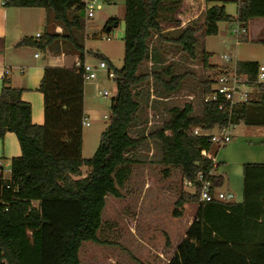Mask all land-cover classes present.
<instances>
[{
  "label": "trees",
  "instance_id": "obj_1",
  "mask_svg": "<svg viewBox=\"0 0 264 264\" xmlns=\"http://www.w3.org/2000/svg\"><path fill=\"white\" fill-rule=\"evenodd\" d=\"M91 1H122L125 8L123 64L114 71L116 96L108 125L91 159L81 157L84 82L73 68H45L39 86L44 103L43 125L32 124L31 107L21 100V90L3 80L0 139L13 133L21 156L10 162L11 178L0 177V264H80L82 244L98 242L106 197H120L118 189L135 163L129 153L146 141L159 144L163 166L179 169L182 180L196 186L194 195L176 203H196L197 209L168 264H264V164L243 166L241 204L199 201V176L210 183V193L222 186L223 179L212 175L216 165L208 156L213 146L211 137L195 131L208 132L240 123L254 125L246 113L253 103L231 107L229 99L221 97L205 103L204 97L211 94L213 85V81L206 80L202 83L200 116L194 115L192 104L186 103L182 108L170 109L169 118L146 137L131 136L140 109V85L151 81L157 97L168 96L181 88L185 78L174 74L171 66H162L157 51L150 47L151 39L156 37L179 47L188 60L196 61L199 35H216L219 23L245 28L250 20L264 21V0H242L236 18L226 13L224 5L228 2L205 0L201 23L187 26L176 38H164L161 32L181 26L177 15L185 0H6L3 7L44 9L61 28V34L45 31L38 39H22L17 47L45 51L61 42L64 53L77 54L84 61L82 15L85 2ZM118 25L116 19H111L103 30ZM209 59L210 54L202 51L200 61L205 71L215 69ZM144 62L151 68L139 74ZM258 67L255 62H238L235 69L237 74L254 80ZM258 89L259 104L264 106V84ZM157 97L150 96L148 125L153 117L157 118L153 114ZM82 167H87L88 174L77 179Z\"/></svg>",
  "mask_w": 264,
  "mask_h": 264
},
{
  "label": "rangeland",
  "instance_id": "obj_2",
  "mask_svg": "<svg viewBox=\"0 0 264 264\" xmlns=\"http://www.w3.org/2000/svg\"><path fill=\"white\" fill-rule=\"evenodd\" d=\"M213 1H228L231 5L236 6L242 0ZM90 4L92 5V17L88 18L85 11L82 15L84 21L82 44L85 63L95 68L100 61H104L107 70L112 72L120 70L124 54L121 31V22H123L125 14L124 3L116 1L106 4L100 1H91ZM200 5V0H185L177 15L182 21L178 28L201 23L204 11L201 10ZM111 19H116L119 25L106 32L103 29ZM52 23L54 24V22ZM228 28L227 23H219L216 35L198 36L200 42L196 47L198 55L196 61L188 60L179 47L162 42L155 37L151 39L150 47L157 51L162 66H171L174 74L185 75V78L181 88L168 96L161 94L160 97H157L156 86L151 81L148 85L145 83L140 85L137 89V92L140 93V109L136 123L131 127L132 137H146L169 118L170 109L182 108L186 103L192 104L193 114L200 116L202 83L209 80L213 81L214 85V81L220 76L219 70L216 68L207 71L203 69L200 54L202 51L210 54V62L214 67L232 66L234 61L230 64L227 59L223 58V56L226 58L235 56L233 44L235 40ZM169 29L172 28H164L163 31ZM183 29L167 32L164 36L175 37ZM257 29L256 26L253 34L258 40H264L262 31ZM106 37L109 38V41L105 39ZM59 43L63 48L64 45L61 42L53 43L54 47ZM252 46L262 47L263 45L260 41H254ZM66 57L78 58V55L66 54ZM150 68L151 66L144 62L138 73H148ZM97 75L96 81L84 83V120L89 123V126H82L81 157L83 160L91 159L96 152L101 134L108 125L112 100L116 96L115 81L107 79L106 73L103 71L98 72ZM213 85L211 90L214 88ZM103 92H107L109 95L104 97L102 96ZM153 94L158 98L153 102V114L157 118L153 117L151 125H148L151 114L148 107L152 101L150 96ZM256 98L253 96L250 102ZM253 120L256 118L253 117ZM146 123L147 126H145ZM197 134H209L210 136L216 132L198 131ZM214 149L215 145L212 147V152ZM128 156L135 163L130 166L127 179L118 189L120 197H106L105 207L101 214V226L97 233L98 242L82 244L78 253L80 264H168L193 221L197 204L189 202L177 206L176 203L180 198L194 195L195 189L193 185L185 184L179 169L165 167L161 164L162 156L159 144L155 141H146ZM84 171L86 176L88 174L87 167ZM3 177L6 180L11 178L10 167L5 169ZM220 191L225 193L230 190ZM215 193L217 194L218 191L215 190ZM36 205L37 203L34 202L33 206Z\"/></svg>",
  "mask_w": 264,
  "mask_h": 264
},
{
  "label": "crops",
  "instance_id": "obj_3",
  "mask_svg": "<svg viewBox=\"0 0 264 264\" xmlns=\"http://www.w3.org/2000/svg\"><path fill=\"white\" fill-rule=\"evenodd\" d=\"M240 3L241 1L236 4V6L231 5L229 2L225 4L226 13L236 18L238 5ZM200 4L201 10L205 11L207 6L205 0H200ZM211 5H213V3L209 4V6ZM121 23L123 35L124 22ZM256 26L264 35V21L260 18L250 20L247 23L245 27L246 34L244 35L231 33L232 30L244 27L236 23L228 25L229 32L234 36L235 40L233 43L235 56H229L227 58L230 64L232 61H234V63L232 66L221 65L215 67L219 72L236 74L241 79L248 80L246 76L236 73V64L238 62H255L259 65L264 64V40H258L253 34ZM181 28H185V25ZM181 28H172L168 31H162L161 35L167 38L164 36L165 33L181 30ZM45 31L56 34L61 33V28L50 21L44 9L5 8L0 0V92L3 80H7L11 88L21 90V100L30 105L31 122L34 125H43L44 123L43 95L39 92V86L45 68L71 69L76 59L75 57L67 58L60 43L59 45H55L56 47H54V44L51 45L45 51L29 46H16L22 39H38ZM37 35H39V37H37ZM177 36L170 38H176ZM254 41H260L263 46L253 47L252 43ZM61 53L64 54L63 58L61 57ZM35 55H37V57H35ZM209 65L214 67L210 59ZM256 88L251 89L249 102L253 96L257 98L251 102L253 105H248L246 109L248 119L250 122L254 123V125L240 123L236 126H231L230 142L222 148L215 145L214 151L212 152L211 148L208 153V156L213 159L216 165L212 175L220 176L223 179L222 186L216 189V191H218V193H224L220 191L223 189L232 191L224 193L231 194L232 199L223 203L241 204L243 201V166L245 164H264V106L259 104L261 92ZM84 105L85 90L83 89V110ZM253 117L256 118V120H253ZM255 123L258 124L256 125ZM213 131L215 130L209 132ZM209 134L204 135L209 136ZM20 156L21 150L17 138L13 133H6L4 137L0 139V177H2V179H4L3 173L5 169L10 167L11 160ZM84 170L85 167H82L81 177L77 179L85 177Z\"/></svg>",
  "mask_w": 264,
  "mask_h": 264
},
{
  "label": "built area",
  "instance_id": "obj_4",
  "mask_svg": "<svg viewBox=\"0 0 264 264\" xmlns=\"http://www.w3.org/2000/svg\"><path fill=\"white\" fill-rule=\"evenodd\" d=\"M6 0H1L2 5ZM85 12H87V17H92V5L90 2H85ZM233 34H246L245 28L235 29L233 30ZM39 37V35H37ZM109 41V38H105ZM37 57V55H35ZM61 57H64V54L61 53ZM224 59H227L225 56ZM73 69L77 74L80 75L83 82L96 81L98 78V72H105L107 79L115 80V73L107 70V65L104 61H100L97 67L93 68L90 65L86 64L85 61H80L78 58L75 59L73 64ZM264 84V64L259 65L257 69V73L254 80H244L238 77L236 74H220L214 81V88L211 94L206 95L204 97V102H212L218 101V99L226 98L229 99V105H243L248 104L250 100V91L253 87H258L259 85ZM109 93L103 92L102 96L107 97ZM82 126L88 127L89 123L87 121H83ZM216 134L210 135L211 141L213 145L218 147H223L230 142L231 138V126L221 127L215 129ZM197 134V131H195ZM199 201L202 203H209L212 201L225 202L230 201L232 199L231 194H223V193H210V183L207 181H203L199 176ZM186 185H192L191 183L185 181ZM194 187V186H193ZM196 187V186H195ZM194 187V189H195Z\"/></svg>",
  "mask_w": 264,
  "mask_h": 264
},
{
  "label": "water",
  "instance_id": "obj_5",
  "mask_svg": "<svg viewBox=\"0 0 264 264\" xmlns=\"http://www.w3.org/2000/svg\"><path fill=\"white\" fill-rule=\"evenodd\" d=\"M110 30H111L110 27H107V28H106V32H109Z\"/></svg>",
  "mask_w": 264,
  "mask_h": 264
}]
</instances>
